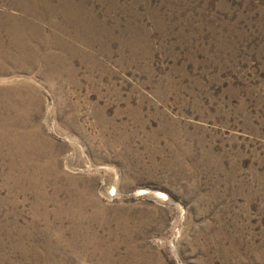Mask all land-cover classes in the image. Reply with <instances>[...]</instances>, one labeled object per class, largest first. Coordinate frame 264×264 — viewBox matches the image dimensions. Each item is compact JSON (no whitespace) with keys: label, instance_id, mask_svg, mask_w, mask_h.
<instances>
[{"label":"rangeland","instance_id":"rangeland-1","mask_svg":"<svg viewBox=\"0 0 264 264\" xmlns=\"http://www.w3.org/2000/svg\"><path fill=\"white\" fill-rule=\"evenodd\" d=\"M0 264H264V0H0Z\"/></svg>","mask_w":264,"mask_h":264}]
</instances>
